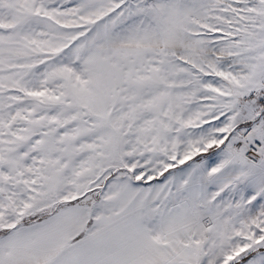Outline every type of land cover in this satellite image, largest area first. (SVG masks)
I'll list each match as a JSON object with an SVG mask.
<instances>
[{
  "label": "snow or ice",
  "instance_id": "snow-or-ice-1",
  "mask_svg": "<svg viewBox=\"0 0 264 264\" xmlns=\"http://www.w3.org/2000/svg\"><path fill=\"white\" fill-rule=\"evenodd\" d=\"M0 264H264V0H0Z\"/></svg>",
  "mask_w": 264,
  "mask_h": 264
}]
</instances>
